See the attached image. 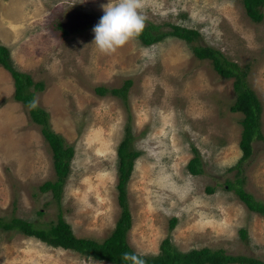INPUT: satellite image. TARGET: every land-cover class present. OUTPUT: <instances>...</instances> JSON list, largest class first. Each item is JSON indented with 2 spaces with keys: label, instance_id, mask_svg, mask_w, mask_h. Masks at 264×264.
<instances>
[{
  "label": "rangeland",
  "instance_id": "1",
  "mask_svg": "<svg viewBox=\"0 0 264 264\" xmlns=\"http://www.w3.org/2000/svg\"><path fill=\"white\" fill-rule=\"evenodd\" d=\"M108 2L0 0V43L17 68L44 81L36 100L48 110L51 128L74 147L58 203L39 189L55 176L51 149L27 106L13 97V79L0 64V216L47 226L61 211L76 236L102 240L120 213L116 148L129 124L140 154L127 182L128 244L154 254L168 236L180 250L209 246L264 262V214L250 210L227 185L241 175L244 188L264 202V141H252L240 173L229 168L241 155L242 113L230 109L234 77L221 76L211 59L192 50L209 44L247 66L264 134V15L251 19L242 0H145V24L166 30L177 23L199 36L187 41L167 34L151 44L134 37L105 54L92 43V29ZM125 78L132 80L126 101L95 90L120 86ZM192 147L202 158L199 174L186 167ZM0 264L115 263L0 228Z\"/></svg>",
  "mask_w": 264,
  "mask_h": 264
},
{
  "label": "trees",
  "instance_id": "2",
  "mask_svg": "<svg viewBox=\"0 0 264 264\" xmlns=\"http://www.w3.org/2000/svg\"><path fill=\"white\" fill-rule=\"evenodd\" d=\"M242 2L247 15L251 19L260 21L263 18L262 7L264 0H242ZM61 28L64 31L66 30L63 27ZM167 34L192 41L199 36V31L196 28L177 23H171L169 29L161 30L160 24L148 22L142 32L136 37L143 44H151ZM192 50L199 58L211 59L214 68L221 76L234 77L233 87L236 91V96L230 104V109L242 113L239 139L241 155L229 168H236L237 172L240 173L243 169L244 161L252 155V141L254 139H262L264 141V134L261 130L260 115L262 105L260 99L246 79L247 66L241 67L237 62L229 59L220 49L209 44H194L192 45ZM0 64L10 72L13 79V97L27 106L31 119L40 125L41 133L52 152L55 176L52 179H46L41 182L39 189L44 192L50 191L55 200L61 203L62 191L68 178L71 159L74 155V147L65 140L61 133L51 128L50 114L46 108L39 104L35 108L29 107V102L33 99L36 100V93L44 89V81L35 80L29 72L17 68L10 55L9 48L3 43H0ZM131 83L132 80L130 78H125L120 86L107 87L105 85H97L95 90L100 94L109 91L121 96L126 101ZM132 142L133 135L130 125L127 124L124 136L116 148V188L120 213L111 232L102 240L76 236L70 223L63 218L61 211L58 212L56 220L50 221L47 226H42L34 221L17 216L9 218L0 216V228L20 230L28 235H34L53 246L76 250L86 257L115 264H129V262L121 260L122 254L124 252L139 253L127 242V232L132 224L131 211L127 199V182L133 170L135 158L140 154V151L133 147ZM192 151L193 155L188 159L186 167L190 173L199 174L204 171L202 158L196 147H192ZM243 179L244 177L239 175L234 180L227 182V185L235 191L250 210L264 214V202L255 198L251 192L244 188ZM206 189L210 192L214 190V186L207 185ZM175 222L176 217H172L170 226H173ZM239 230L243 237L247 236L245 228H240ZM142 258L146 261V264H229L234 262L264 264L262 260L256 257L228 253L223 248L202 246L180 250L168 236L161 240L158 252L145 254Z\"/></svg>",
  "mask_w": 264,
  "mask_h": 264
},
{
  "label": "clouds",
  "instance_id": "3",
  "mask_svg": "<svg viewBox=\"0 0 264 264\" xmlns=\"http://www.w3.org/2000/svg\"><path fill=\"white\" fill-rule=\"evenodd\" d=\"M145 0H109L101 5L104 14L92 31L96 48L105 54L115 52L130 39L138 36L144 26L146 17L141 14ZM38 106V101L29 102L30 108ZM145 253L124 252L121 260L129 264H146L142 258Z\"/></svg>",
  "mask_w": 264,
  "mask_h": 264
}]
</instances>
